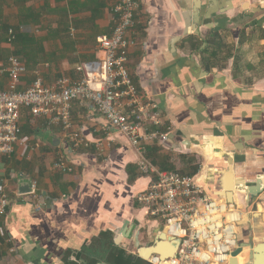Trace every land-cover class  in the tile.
<instances>
[{"label":"crops","instance_id":"1","mask_svg":"<svg viewBox=\"0 0 264 264\" xmlns=\"http://www.w3.org/2000/svg\"><path fill=\"white\" fill-rule=\"evenodd\" d=\"M115 2L0 0V89L9 86L4 68L11 55L28 69L19 89L33 84L35 70L49 85L62 76L79 80L77 67L103 56L96 39L111 32ZM139 2L129 70L150 103L144 127L167 134L145 155L153 164L150 154L168 167L196 171L209 195L242 209L236 250L245 264L252 245L264 242V0ZM216 35L218 52L204 59ZM21 126L13 154L0 155V185L10 197L0 216V264H120L123 250L135 253L131 243L154 240L160 223L134 201L149 181L139 154L92 103H73L70 128L49 126L47 117L27 110ZM76 132L84 141L79 148ZM58 158L72 170L55 169ZM20 176L37 184V201L19 194ZM259 254L264 263V248Z\"/></svg>","mask_w":264,"mask_h":264},{"label":"built area","instance_id":"2","mask_svg":"<svg viewBox=\"0 0 264 264\" xmlns=\"http://www.w3.org/2000/svg\"><path fill=\"white\" fill-rule=\"evenodd\" d=\"M139 8V0H116L111 32L96 39L103 56L97 62L81 63L77 70L83 76L77 81L62 76L49 85L35 70L33 84L19 89L27 66L18 56L8 57L4 71L9 76V86L0 89V155L11 156L15 151L22 135L24 110L36 119L47 117L49 126L70 128L73 103L89 101L139 154V169L149 181L135 195V203L146 210L148 218L162 224L168 236L181 239L175 256L162 262L155 255L151 259L153 264H228L238 247V230L245 218L242 209L209 195L198 174L161 170L145 155L147 145L164 142L167 134L144 127L143 118L149 114L150 103L143 100L129 70L128 55L137 43L134 35ZM9 33L12 40L13 30ZM72 141L76 148L84 144L77 132ZM53 167L72 170L63 158H58ZM36 185L33 182L34 191L30 193L33 201L39 198ZM9 204V193L0 185V216L7 213Z\"/></svg>","mask_w":264,"mask_h":264},{"label":"water","instance_id":"3","mask_svg":"<svg viewBox=\"0 0 264 264\" xmlns=\"http://www.w3.org/2000/svg\"><path fill=\"white\" fill-rule=\"evenodd\" d=\"M244 6L248 5L247 3L243 4ZM227 8H234L236 7V4L232 3L230 6H225ZM239 181H242V178L238 179ZM18 184V192L22 195H28L34 191L33 189V179L27 176H20L17 180ZM254 190V191H253ZM249 192L251 196H256L260 192H262L263 188L253 189ZM253 191V192H252ZM227 197L229 200H232V194L231 189L227 192ZM157 229V235L154 238V240L150 243H147L145 245L136 246V242L131 245L133 246L132 251L135 253L130 257L131 260H139L145 264H153L151 261L152 257L155 255H159L160 260L163 262L165 259L175 256L179 245L181 243V239L179 237H172L168 236L166 232L163 230V225H158ZM131 234V233H130ZM127 236L131 240V235ZM120 237L116 239V242L119 243ZM135 247V248H134ZM127 248V247H126ZM264 248V242H258L255 245H252L251 251L249 254V260L245 264H264L260 260V251ZM241 248L235 250L233 252L234 258L229 264H238L237 261V255L240 254ZM97 264H108L105 262H99Z\"/></svg>","mask_w":264,"mask_h":264},{"label":"trees","instance_id":"4","mask_svg":"<svg viewBox=\"0 0 264 264\" xmlns=\"http://www.w3.org/2000/svg\"><path fill=\"white\" fill-rule=\"evenodd\" d=\"M245 34H246V32H244L242 35L243 36H241L240 37V44H243L244 43V40H246L245 39ZM221 41H222V37L221 36H219V35H216V36H214L213 38H212V40H211V42H212V45L210 46V47H207V48H205L203 51H202V53H203V58L204 59H207V58H213V57H215L216 56V54H217V52H218V49H219V44L221 43ZM195 46H197V45H195ZM231 55L228 53V54H226V58L228 59L229 57H230ZM210 63L208 62V64H206V67L207 68H211V65H209ZM154 151H156V153H157V149H155ZM156 156V154L154 155V156H151V154H150V159L154 162V164L156 163V164H159V162L161 163V165H160V169L161 170H177V169H174L173 168V166H166V165H163V163L161 162V161H159L158 159H157V157H155ZM182 173H186V172H183V171H181ZM194 173H196V171L195 172H193L192 174H190V173H186V174H190V175H194ZM133 254H128L125 250H123V252L119 255V260H120V264H145V263H143V262H141V261H139V260H131V256H132Z\"/></svg>","mask_w":264,"mask_h":264},{"label":"bare ground","instance_id":"5","mask_svg":"<svg viewBox=\"0 0 264 264\" xmlns=\"http://www.w3.org/2000/svg\"><path fill=\"white\" fill-rule=\"evenodd\" d=\"M244 255L246 256V255H247V252H245ZM236 257H237V256H236ZM237 259H239V260L242 261V262L246 260V258H237ZM155 260H156V259H155Z\"/></svg>","mask_w":264,"mask_h":264},{"label":"rangeland","instance_id":"6","mask_svg":"<svg viewBox=\"0 0 264 264\" xmlns=\"http://www.w3.org/2000/svg\"><path fill=\"white\" fill-rule=\"evenodd\" d=\"M231 35H232L231 33L228 34V36L232 38ZM22 134H23V129H22ZM144 230H146V228H144ZM142 232H144V231H142ZM150 242H152V241H150Z\"/></svg>","mask_w":264,"mask_h":264}]
</instances>
